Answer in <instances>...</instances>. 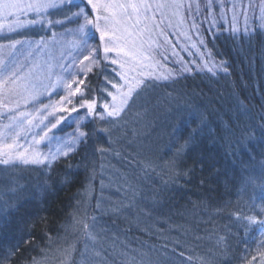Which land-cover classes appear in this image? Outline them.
Wrapping results in <instances>:
<instances>
[{
    "label": "trees",
    "instance_id": "obj_1",
    "mask_svg": "<svg viewBox=\"0 0 264 264\" xmlns=\"http://www.w3.org/2000/svg\"><path fill=\"white\" fill-rule=\"evenodd\" d=\"M259 2L213 0L208 8V0H197L199 11L194 3L188 8L201 57L188 47L195 53L190 62L178 49L179 65L166 49L172 59L163 72L172 77L145 82L125 110L124 133L138 147L113 145L108 132L99 133L50 168L35 165L31 189L8 201L0 217V264L62 261L54 247L75 232L71 226L88 202L84 190L92 170L95 180L101 167L108 176L107 154L118 158L125 191L112 203L107 198L110 211L98 212L94 190L85 220L99 223L101 240L83 264H264V231L243 223L250 216L264 219V18L256 6L248 8ZM210 61L222 67L210 72L203 66ZM106 77L104 66L86 77L80 73L84 95L74 99L100 100ZM163 97L170 98L171 110L164 118L166 106L157 104ZM10 120L0 112V131ZM102 124L94 120L84 130H109ZM6 195L0 200H11ZM73 249L69 264H79L80 244Z\"/></svg>",
    "mask_w": 264,
    "mask_h": 264
},
{
    "label": "rangeland",
    "instance_id": "obj_2",
    "mask_svg": "<svg viewBox=\"0 0 264 264\" xmlns=\"http://www.w3.org/2000/svg\"><path fill=\"white\" fill-rule=\"evenodd\" d=\"M230 1L232 2L233 0ZM30 2H32V0H0V61H3V63L9 66L10 70L15 72V77H9L7 83H3L2 81H4L8 73L0 74V112L3 111V114L7 112L11 117L15 116L19 120H22L26 132H28L30 128V132L27 136L17 140V143L24 148L29 147L33 135L39 131L35 125L39 124L40 119L44 117H46L45 123H47L50 128L51 124L55 123L56 119H59V117L63 115L65 121L56 129H53L49 133V137L54 135L58 138L62 137L64 139H69V134L76 128L74 123L67 128V124L71 123L69 116H76V113H61L57 111L54 115H48L38 110L43 109L45 105H52L57 108L60 107L59 102L61 101V97H67L68 91L62 87H54L57 83V77L63 76L65 83H73L74 81L80 80L81 61H83L84 56L89 55L92 49L96 51L90 57L92 61L90 64L91 68H101L104 66L107 69V77L102 81L100 100H97L96 96L92 98L97 102V111L101 112L103 111L102 105L104 103H109L111 100V97L108 96L107 93L112 92L115 94V89L111 87L108 81H112L114 84H122L123 81L120 79L119 74L124 71V69H122L120 65L125 64V68H127L129 64L135 65L136 63L131 61V59L124 54V52L132 50V44L129 43V41L134 39L136 47L143 51L144 55L149 57L147 60L143 59L142 56L138 57V60L145 66L137 67L135 72H128L130 77L137 75L139 72H151L153 71V66L156 72H163L164 67H166L165 62L167 60L171 61V56L174 57L173 62H177L179 65L183 64L182 59L176 55L178 49L186 53L185 56H187L188 61L194 59V55L198 51L195 37L189 32L188 24V14H192L191 20L194 19L195 15L187 7L188 4L193 5L194 3V5H196L197 0H182L185 7L180 9L157 7V5L160 4L170 5L172 0H93L94 3L100 4H127L134 2L152 5L150 9H141L139 13H133L132 9H128V14L131 16V19L126 20L123 25H116L114 31L105 27L104 17L109 16L110 13L106 12L103 8H100L99 11H95L90 5H87V7L90 8V12L86 10L84 5L75 3L71 6L64 5L61 8L49 10L43 17H37L27 8L16 9L7 7L10 3H19L23 5ZM254 6L257 8L258 17H263L264 0H260L257 5L254 4L249 7L246 5L245 7L253 8ZM80 8L85 9L89 19L95 21V18L99 16L100 20L98 23L100 30L109 31L110 35L116 38L113 40L112 44H108L107 46L123 49V51H113L105 54L104 47L109 37H105L104 40H101V31L97 30L95 26H91L86 30L87 50L80 51L79 46L81 44V37L75 34V30L80 24L84 23L83 18L73 19L70 23L64 22L66 17H71L72 14L78 12ZM252 11L254 12V9H252ZM39 19H43L42 24L33 23V21ZM137 19H139V23L136 22ZM48 21H52L53 23L49 24ZM56 21H62L63 23H56ZM233 24L238 26L239 20L237 19L236 23L233 21ZM261 24L260 21L258 26L262 28L264 24L262 26ZM124 27H127L128 31L132 33L131 36L124 32ZM262 29L264 30V27ZM198 41L200 42L201 39L198 38ZM13 44H15V47H11ZM188 47L194 48L195 53L193 52L192 54V52L188 50ZM166 49L170 52L171 56L164 53ZM197 54L201 57L199 52ZM106 55L107 58L105 59ZM114 60L117 61V63H112ZM209 64L212 65V62L210 61ZM84 65H89V61H84ZM184 69L188 68L185 67ZM69 73H71V75H69ZM148 80L154 79L146 78L145 82ZM155 81L160 82L163 80ZM32 86H35L41 93L38 100L35 102L29 100L27 93L24 91L25 87L31 88ZM73 88H75V83H73ZM26 100H28L27 103L25 102ZM169 101V97H163L157 102L159 106L160 104L166 106L164 109L166 114L162 115V118L171 113L168 104ZM80 103H82L81 100L76 101L72 98V104L64 106L68 108L73 106L79 108ZM130 104L131 102H129V105ZM49 112H52V108H49ZM84 112L85 109H81L79 114L83 116ZM20 113H27L28 115L20 116ZM125 114L126 111L122 112L120 118L111 122H99L103 123L102 125H104V127L106 126L109 128L108 134L113 145L125 148L126 146L129 147L137 144L138 147L136 138H128L124 133L126 126ZM29 120L32 121L31 126L28 125ZM163 122L165 121H156V124H154L158 126ZM62 127L65 129H62ZM40 134L43 135V132ZM37 139H39V137H37ZM11 142V140H6L3 136H0V149H3L5 143ZM132 142L134 144H132ZM56 146V141L54 140L50 143L31 145L36 151L42 153H48L50 150L55 151ZM22 150L23 149H21V151ZM106 159L107 164L105 169L108 176L105 171L102 170V167L99 171L101 173L100 177L97 180H95L94 177V170H92L93 172L90 174V181L84 190V197L87 198L88 202L85 209L80 211L77 223L71 226L72 231H75L73 236H71L70 239L63 240V242L54 247L57 259L62 256V261H60L59 264H69L71 254L74 251L73 248L78 244H80L82 249L80 252L79 264H83L84 259L91 255L95 247L98 246V242L101 240L98 231L99 223L93 219L94 221H91L88 225L85 220L89 202L95 195L94 190L96 189L97 191L96 210L98 212L110 211V209H112L111 205L108 204L107 206L104 204L107 198L108 203H112L115 197H119V195H122L125 191V183L121 181L122 173H119V169H117L115 165L118 158L107 154ZM37 166L41 167L42 165ZM1 168L0 174L5 177L6 181L0 182L4 188L0 191V194H7L6 197L11 200H0V217L4 213L5 206L8 203H15L16 198L18 199L24 194V187L27 186L31 189L33 185L32 178L36 173L35 170L37 167H35V165H18L13 168L4 166ZM16 181H22L21 188L15 187ZM126 205L127 204H124L123 207H126ZM84 225H87V228H85ZM106 233L109 234L108 231H106ZM71 248L73 251L69 253Z\"/></svg>",
    "mask_w": 264,
    "mask_h": 264
},
{
    "label": "snow or ice",
    "instance_id": "obj_3",
    "mask_svg": "<svg viewBox=\"0 0 264 264\" xmlns=\"http://www.w3.org/2000/svg\"><path fill=\"white\" fill-rule=\"evenodd\" d=\"M75 3L90 5L91 8L95 11H99L100 8H103L106 12H109V16H105V27L114 31L116 25L125 24L126 20L131 19V16L128 14V9H132L133 13H139L141 9L148 10L152 7L151 4L147 3H127V4H119V3H111V4H100L94 3L93 0H32V2L27 4H19V3H10L7 5L9 8H27L30 12H32L37 17H43L45 13L49 10L61 8L64 5L71 6ZM213 0H208V4L206 7H212ZM158 8L164 7H172L175 9H180L185 7V4L182 0H172V3L169 4H160L157 5ZM187 7L191 9L192 5L188 4ZM235 8V5H233ZM196 10H200L199 4L196 5ZM83 18L84 23L80 24L79 27L75 30V34L81 37V44L79 46L80 51L87 50V39H86V30H88L91 26H95L97 30H100L99 20L100 17L97 16L95 21L93 19H89L87 12L84 8H80L78 12L72 14L71 17H66L64 22H72L73 19ZM221 19L224 17V10L221 6L220 12ZM264 18V17H262ZM233 20H235V14L233 16ZM139 23V19L136 21ZM215 22V21H214ZM33 23H43V19H39L37 21H33ZM49 24H52V21H48ZM56 23H63L62 21H56ZM195 26V25H194ZM18 27V26H17ZM134 27V25H133ZM12 30V29H10ZM124 32L129 36L132 35L128 31L127 27H124ZM101 31V40H104L105 37H109L107 40L106 46L104 47V53L107 54L113 51H123V49H117L114 47H108V44H112L113 40L116 39L114 36L110 35L109 31ZM233 34H236L238 29H232ZM19 43V42H17ZM132 44V50L124 52L126 56H128L131 61L136 62L135 65L129 64L127 68H125V64H121V68L124 69L119 75L120 79L123 81L122 84H114L112 81H108L113 89H115V94L112 92H108L107 95L111 97L109 103H104L102 105L103 111H97V102L95 99L87 100L84 99L82 103H80L79 108L73 106L71 108L65 107L64 105H71L72 98L83 97L84 93L82 92L81 85H84V80L80 79L74 81L75 88H73V83H65L63 76L57 77V83L54 87H62L68 91L67 97H61L60 107H55L52 105H45L43 109L38 111H42L47 113L48 115H54L55 112L59 111L61 113H76V116H69V120L71 123L76 125L75 130L69 134V139H64L62 137L51 136L49 137V133L56 129L62 122L65 121V117L61 115L59 119H56V122L51 124V127H48V124L45 123V119L41 118L40 123L36 124L35 127L39 129L37 133H35L32 137V141L30 142L29 147L24 148L22 145L17 143L19 138H23L27 136L30 132L25 131L24 122L19 120L17 117H11L10 123L5 126L3 132H0V136H3L6 140H11V143H5L3 145V149H0V165L4 167H16L18 165H43L45 167H51L52 164L60 159L61 157H68L70 154H74L75 150L82 143H87L88 140L94 136H97L99 133H106L109 130L106 128H94L91 130H84L86 125L93 120H98L100 122H111L121 117V113L124 112L129 105L130 100H133L136 96H139L141 91L147 87L145 83L146 78L154 79V80H168L172 77V73L169 71L165 72H156L155 67L153 66V71L151 72H139L137 75L129 76L128 72H135L137 67H144L138 60V57H143V59H149L148 56L144 55V52L141 51L135 45V40L129 41ZM201 44L204 43L203 40L200 41ZM11 47H15V44L11 45ZM95 49H92L89 52L88 56H84L83 61H81V69L80 73L87 76L88 72L92 71L90 64L92 61L90 57L95 53ZM107 55L105 56V59ZM84 61H89V65H84ZM112 63H117V61H112ZM205 68H208L210 72L215 71L218 67H222V65H216L213 63L211 67H209L208 63L204 64ZM227 72V69H223ZM8 73L5 76L3 83H7L9 77H15V72L10 70L9 66L3 61H0V74ZM71 75V73H69ZM24 91L27 93L29 100L35 102L38 100L41 95L40 91L32 86L31 88L25 87ZM26 103L28 100L25 101ZM49 108H52V112H49ZM85 109L84 115L81 116L80 110ZM27 113H20V116H27ZM28 125H32V121H28ZM43 132V135L40 133ZM39 137V139H37ZM56 141L55 151H49L48 153H42L36 151L31 145H40L41 143H50L51 141ZM21 149H23L21 151ZM99 151H103V149H98ZM237 219H241L239 216ZM243 223L246 226L259 225L260 229L264 231V219H258L255 216H250L243 218ZM87 228V225H84ZM35 264V262H34Z\"/></svg>",
    "mask_w": 264,
    "mask_h": 264
}]
</instances>
